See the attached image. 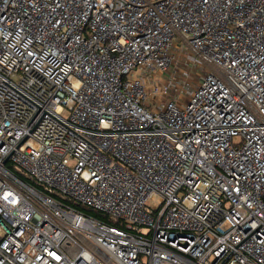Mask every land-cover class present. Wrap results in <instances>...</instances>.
I'll list each match as a JSON object with an SVG mask.
<instances>
[{
    "label": "built area",
    "instance_id": "built-area-1",
    "mask_svg": "<svg viewBox=\"0 0 264 264\" xmlns=\"http://www.w3.org/2000/svg\"><path fill=\"white\" fill-rule=\"evenodd\" d=\"M0 264H264V0H0Z\"/></svg>",
    "mask_w": 264,
    "mask_h": 264
},
{
    "label": "rangeland",
    "instance_id": "rangeland-1",
    "mask_svg": "<svg viewBox=\"0 0 264 264\" xmlns=\"http://www.w3.org/2000/svg\"><path fill=\"white\" fill-rule=\"evenodd\" d=\"M179 43L180 49L182 50L176 51V54H174L172 65L169 68V73H167L168 77L164 76L163 78H168L170 81H172V93L177 94L182 91L181 95L187 97L188 99L189 93L198 85V83L202 79L204 71H202L203 74L201 76L202 72L200 70H197L195 66L191 64L190 60H193L194 58L192 50H190L188 45L183 41H180ZM191 74L194 75L192 79L190 78ZM155 82H159V80H154V83ZM159 201L160 197L159 195H156L154 202L159 203Z\"/></svg>",
    "mask_w": 264,
    "mask_h": 264
},
{
    "label": "trees",
    "instance_id": "trees-1",
    "mask_svg": "<svg viewBox=\"0 0 264 264\" xmlns=\"http://www.w3.org/2000/svg\"><path fill=\"white\" fill-rule=\"evenodd\" d=\"M24 182H26L27 184H29L30 186L37 188V185L35 184L34 181H32L31 179L27 178L26 176H24L21 173H16ZM78 208L82 211H84L87 214L96 216L97 218L103 219L109 223H115V224H121L123 227H125V223L120 221V220H113L112 218H110L109 216L105 215L104 213L95 210L93 208H89V207H84V206H78Z\"/></svg>",
    "mask_w": 264,
    "mask_h": 264
},
{
    "label": "crops",
    "instance_id": "crops-1",
    "mask_svg": "<svg viewBox=\"0 0 264 264\" xmlns=\"http://www.w3.org/2000/svg\"><path fill=\"white\" fill-rule=\"evenodd\" d=\"M180 42V40H176L175 41V43H174V48L178 51V50H182V49H180V46H179V43Z\"/></svg>",
    "mask_w": 264,
    "mask_h": 264
}]
</instances>
